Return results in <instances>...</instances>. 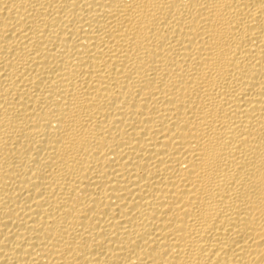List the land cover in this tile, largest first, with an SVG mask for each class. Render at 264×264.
<instances>
[{
    "label": "bare ground",
    "instance_id": "6f19581e",
    "mask_svg": "<svg viewBox=\"0 0 264 264\" xmlns=\"http://www.w3.org/2000/svg\"><path fill=\"white\" fill-rule=\"evenodd\" d=\"M0 264H264V0H0Z\"/></svg>",
    "mask_w": 264,
    "mask_h": 264
}]
</instances>
